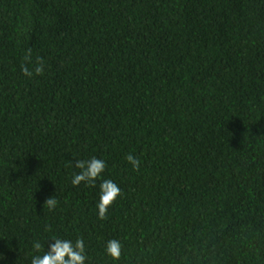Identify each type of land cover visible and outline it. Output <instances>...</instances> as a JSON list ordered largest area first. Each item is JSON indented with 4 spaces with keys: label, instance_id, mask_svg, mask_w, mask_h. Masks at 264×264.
<instances>
[{
    "label": "trees",
    "instance_id": "trees-1",
    "mask_svg": "<svg viewBox=\"0 0 264 264\" xmlns=\"http://www.w3.org/2000/svg\"><path fill=\"white\" fill-rule=\"evenodd\" d=\"M54 236L86 264H264V0H0V264Z\"/></svg>",
    "mask_w": 264,
    "mask_h": 264
},
{
    "label": "clouds",
    "instance_id": "clouds-1",
    "mask_svg": "<svg viewBox=\"0 0 264 264\" xmlns=\"http://www.w3.org/2000/svg\"><path fill=\"white\" fill-rule=\"evenodd\" d=\"M23 75L32 77L43 75L45 72V62L42 57L33 60L32 49L29 48L21 64ZM125 159L133 166V170L139 171L140 161L133 154L129 153ZM75 168L80 169L73 175L71 183L73 186H80L82 183L88 187H95L97 179L101 178L106 170V162L103 159L92 157L89 160H76ZM121 188L111 179L102 180L100 183V199L97 204L98 217L100 220L108 219V211L121 196ZM58 201L54 197L46 199L44 207L54 210ZM53 243L49 244V250L44 254L35 255L31 264H86L88 260L87 250L83 238H78L74 243L68 239L52 237ZM34 250L39 252L42 248L40 242L33 244ZM105 252L114 261H119L123 255V245L117 239L107 242Z\"/></svg>",
    "mask_w": 264,
    "mask_h": 264
}]
</instances>
